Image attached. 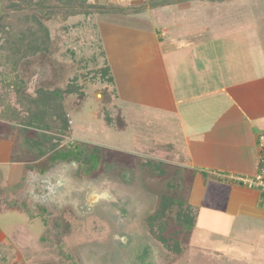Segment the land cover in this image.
<instances>
[{"label": "rangeland", "instance_id": "rangeland-1", "mask_svg": "<svg viewBox=\"0 0 264 264\" xmlns=\"http://www.w3.org/2000/svg\"><path fill=\"white\" fill-rule=\"evenodd\" d=\"M89 1H112L121 6L143 2ZM10 3L0 0V19L4 13H21L25 18L20 6ZM42 16L51 39L35 55H21L29 51L25 35L33 34L37 28L30 20H25L29 26L25 34H16L14 39L0 38V71L4 67L18 68L17 74L23 80L22 88L21 82L18 84V94L7 100L0 79V105L8 107V102L15 99L16 103L21 99L22 104L28 102L26 119L34 112L41 123L35 127L31 122L29 136L38 131L45 139L52 136V143L45 140L49 147L87 142L90 147H101V157L95 171L89 174L76 162L57 164L45 172L36 167L22 175L21 170L23 186L16 194L6 191L3 185L18 181L19 169L0 165V201L15 198L24 205L23 210L0 206V264H264V226L255 215L239 216L238 222H219L222 234L199 227L203 223L211 226L202 215L192 231L178 229L179 221L186 219L184 210L191 218L186 219V224L192 223L195 216L191 202L193 169L172 164L174 159L163 157L161 150L175 145L179 127L162 119L161 110L121 100L115 74L114 82H109L107 75L99 71L107 56L101 34L107 25L110 39L119 48L114 50L116 55L128 49L130 43L148 41L150 34L154 36L161 27L169 29L161 43L163 50H198L201 39L209 34L207 28L219 36L241 28L243 32L238 36L243 41L249 38L250 50L259 43L264 49V0L185 1L139 14L66 18L60 11L43 12ZM225 35L218 37L220 45L231 40ZM218 49L224 50L220 46ZM60 88L69 92L55 101L47 94L41 96V91ZM42 103L43 111L39 105ZM61 107L69 114L70 131L59 141L55 137L61 134L58 126L63 125V120L55 112ZM0 127V138L12 140L15 146L16 131L4 122ZM47 156L28 161L42 167ZM166 197L172 199L170 216L154 222L153 229L147 218ZM179 254L180 260L175 261Z\"/></svg>", "mask_w": 264, "mask_h": 264}, {"label": "crops", "instance_id": "crops-1", "mask_svg": "<svg viewBox=\"0 0 264 264\" xmlns=\"http://www.w3.org/2000/svg\"><path fill=\"white\" fill-rule=\"evenodd\" d=\"M102 29L104 53L115 74L119 98L161 110L162 119L179 127L175 145L161 152L163 157L174 159L172 164L193 169L194 228L201 215L211 226L203 223L199 227L217 233L224 230L219 222H238L239 216L247 214L259 217L264 226V190L242 179L255 176L260 169L262 45L250 50L249 38L243 41L238 36L241 28L220 36L207 28L209 34L201 39L198 50H163L161 43L169 29L161 27L148 41L130 43L116 55L114 50L119 48L110 39L109 26ZM222 35L231 40L220 45ZM14 150L12 140L0 138V165L17 166L20 172L18 181L3 185L5 190L21 183V170L22 175L27 171L26 163L14 158ZM3 203L0 201L1 207Z\"/></svg>", "mask_w": 264, "mask_h": 264}, {"label": "trees", "instance_id": "trees-1", "mask_svg": "<svg viewBox=\"0 0 264 264\" xmlns=\"http://www.w3.org/2000/svg\"><path fill=\"white\" fill-rule=\"evenodd\" d=\"M10 6H17V4L20 6L19 9L21 11L25 12V15H23L25 19L20 15L16 16H10L8 13L1 14V24H0V38L3 39H14L16 34H25L28 29V24L25 22V20H30L32 23L37 24V28L33 31V34L31 35H25L27 38V41L29 44L27 47L29 48V51H25V54H21L22 57H28L31 55H35L38 51L45 48V42H48L51 39V31L50 28L45 25L44 20L42 19V13L43 12H54L58 13L61 11L65 15V17L69 16H77V15H96V14H139L143 13L149 9H154L156 7L166 6L174 3L179 2H185V1H196V0H143L142 3L134 6H121L117 4L116 2H107V3H94L89 0H9ZM145 1V2H144ZM201 1V0H198ZM206 1V0H204ZM207 1H215V2H224L225 0H207ZM10 16V20H8V17ZM14 37V38H13ZM21 40H25L23 37ZM2 54V50H0V55ZM105 54V53H104ZM9 58H11L12 53H9L7 55ZM7 63V62H6ZM5 65V64H4ZM19 65L16 63V67ZM15 69V71L13 70ZM103 71V75H107V81L114 82L113 80V73L110 68V65L105 58L104 66H99V71ZM18 68H12L7 69V67H4L0 71L1 78L3 80V92L5 93L6 99L8 100L11 96H15L18 94V84L21 82V88L23 87V80L21 79V74H17ZM20 77V78H19ZM71 92H76L75 89H70ZM41 91V96L43 94H47L50 96L52 101L57 100L58 98L65 96L69 92V90H65L64 88L57 89L55 91L51 92H44ZM20 95V94H19ZM24 95L21 93V96ZM18 101V100H17ZM22 101V99H21ZM21 101H18L16 103L15 101L9 103L8 107L0 105V123L4 122L6 123L11 129L16 131V143H15V150H14V158L24 161L26 163L27 169H37L36 167H39L42 172H45L50 167L61 164V163H70V162H76L81 170L85 172L86 174L91 173L92 171H95L97 163L100 161L101 157V147L100 146H89L87 142H75V143H69L67 146H61L57 147V144H53L52 147L47 146V139H52V136H46V139L43 138L39 131L35 133L33 136L28 135V131L31 128L32 123L33 125H36L35 127H39L41 125L40 121L35 117V114L33 112V116L31 114V117L29 120L26 119V109L25 106H28V102L26 104H22ZM35 101V98H34ZM30 102H33V98L30 99ZM1 104V103H0ZM10 104V105H9ZM40 107H44L45 103L39 104ZM32 107V104L31 106ZM44 108L42 109V111ZM57 113V118H62L63 125L58 126L59 130L61 131V134L57 133L56 139L59 141L63 137V134L66 135L70 131V118L67 110L61 107L60 110ZM32 122V123H31ZM1 127H0V135L1 134ZM62 135V136H61ZM3 136V135H2ZM6 138H8L7 134H4ZM54 138V137H53ZM58 141V142H59ZM57 142V143H58ZM52 143V141H51ZM47 156L46 161L44 162V165L40 167L39 164H31V162L28 161V159L32 160H39L40 158ZM27 162H29L27 164ZM147 165H151L153 163L147 161ZM23 180H21V183L17 185H11L6 188V191L8 192H16L22 188L23 186ZM15 198H11V200L6 199L3 203V208H19L20 210L24 209L23 203L16 202L14 200ZM171 197L164 198L160 205L158 206L157 210L153 213L149 214L147 221L149 222L148 225H154V222H159L169 218L170 216V208L172 207L171 203ZM188 209V206H185V209ZM191 208V207H190ZM188 211V210H187ZM186 210H184V217L189 221L190 214H187ZM186 219L180 220L178 224V229L180 230H189L192 231L194 227V220L195 216L193 217L192 223L186 224ZM184 224V225H182ZM150 225V227H151ZM165 227L164 223L163 226ZM155 227L153 226V229ZM152 230V229H151ZM157 235V232L155 230H152ZM45 234V233H44ZM161 239L164 238L161 235H157ZM166 243V238L163 239ZM181 255H178V258H176L175 261L180 260Z\"/></svg>", "mask_w": 264, "mask_h": 264}, {"label": "built area", "instance_id": "built-area-1", "mask_svg": "<svg viewBox=\"0 0 264 264\" xmlns=\"http://www.w3.org/2000/svg\"><path fill=\"white\" fill-rule=\"evenodd\" d=\"M258 141L260 147V169L255 176L243 177L242 179L251 186L264 190V132L259 134Z\"/></svg>", "mask_w": 264, "mask_h": 264}]
</instances>
